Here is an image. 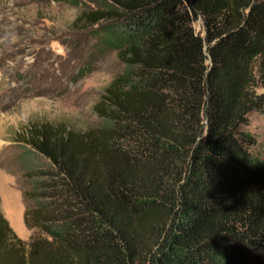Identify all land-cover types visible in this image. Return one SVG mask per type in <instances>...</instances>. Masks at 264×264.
Returning <instances> with one entry per match:
<instances>
[{"label":"trees","instance_id":"trees-1","mask_svg":"<svg viewBox=\"0 0 264 264\" xmlns=\"http://www.w3.org/2000/svg\"><path fill=\"white\" fill-rule=\"evenodd\" d=\"M99 6L92 24L111 19L98 28L123 69L99 127L33 129L24 221L41 234L18 238L0 213V264H264V156L248 129L264 112V0Z\"/></svg>","mask_w":264,"mask_h":264},{"label":"rangeland","instance_id":"rangeland-1","mask_svg":"<svg viewBox=\"0 0 264 264\" xmlns=\"http://www.w3.org/2000/svg\"><path fill=\"white\" fill-rule=\"evenodd\" d=\"M99 5L100 0H0V213L24 241L41 234L24 221L33 203L25 196L31 183L20 155L33 129L99 127L95 104L123 69L98 28L111 19L92 24ZM193 24L204 35L201 18ZM248 129L257 137L255 152L264 156V112L249 115Z\"/></svg>","mask_w":264,"mask_h":264}]
</instances>
